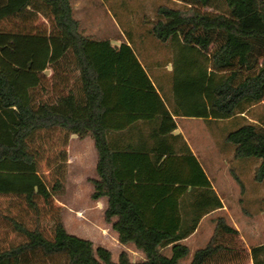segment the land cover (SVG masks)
<instances>
[{
    "label": "trees",
    "instance_id": "trees-1",
    "mask_svg": "<svg viewBox=\"0 0 264 264\" xmlns=\"http://www.w3.org/2000/svg\"><path fill=\"white\" fill-rule=\"evenodd\" d=\"M180 1L184 7L160 5L149 28L156 38L175 47L174 113L209 123L245 116L252 105L264 102V0H225L227 12L205 10L214 0ZM40 16L48 18L49 26L39 22ZM132 65L137 78L133 90L148 84L173 129L172 114L133 47L84 34L71 0H0V193L23 194L39 210L37 198L49 201L63 184L58 179L51 187L41 172L40 148L46 143L36 147V134L60 129L81 138L91 136L98 173L91 179L92 198L107 197L105 217L117 231L119 243L134 244L144 253L143 259L133 260L125 249L115 261L109 248L69 233L62 220L56 221L49 237L40 227L30 229L10 217L28 240L0 251V264H30L34 260L30 255L38 252L46 257L65 256L66 264H178L190 254V247L181 240L194 231L201 214L185 228L179 214L164 212L163 200L136 197L134 179L140 178L122 171L107 137L114 81L128 78ZM226 141L234 146L236 158L261 159L254 179L264 181V125L243 123L228 132ZM162 157L156 162L160 170H166L167 160ZM232 173L244 189L242 179ZM222 205L215 195L211 207ZM219 227L237 232L224 218ZM168 245L171 255L164 252ZM224 248L214 243L213 236L193 252L190 264H203ZM251 253L253 264H264V244L254 245Z\"/></svg>",
    "mask_w": 264,
    "mask_h": 264
},
{
    "label": "crops",
    "instance_id": "crops-1",
    "mask_svg": "<svg viewBox=\"0 0 264 264\" xmlns=\"http://www.w3.org/2000/svg\"><path fill=\"white\" fill-rule=\"evenodd\" d=\"M71 3L75 17L81 22V31L96 39L84 32L83 23L86 21L84 17L88 14L90 7L84 0H71ZM129 32L130 36L120 32L119 36H101L96 40L110 39L115 46L127 43L133 47L155 91L160 95L176 123L172 129V120L164 119L163 108L154 90L148 88V84L144 85L142 90H133L137 84L133 65L129 68L131 73L128 78L121 76L115 79L107 114L109 120L107 137L111 148L117 154L118 164L122 171L128 176L137 175L140 178V180H137L138 177L134 179L135 184H138L134 188V195L148 202L163 200L164 212L179 214L185 228L191 225L194 216L201 214L194 231L181 240L191 249L190 254L182 258L187 260V264H190L193 252L200 248L193 247L194 241L202 238V240H208V243L213 236L214 243L222 244L225 248L207 257L203 264L215 263L219 260V253L221 255L226 253L227 256L231 253L235 254L236 243L245 244L244 248L247 247L246 249L252 256V247L264 244V191L256 192V188H260L264 181L253 180L255 169L261 159L236 158L234 146L226 143L212 154L209 162L213 172L211 173L201 160L184 123L188 119L201 117H188L174 113V45L171 42L155 40L145 44L141 41L140 34H137L134 29H130ZM49 69L52 71L51 68L47 70ZM52 75L53 71L49 76ZM211 136H214L213 131H211ZM90 137L81 138L76 133H70L69 140L88 141L94 145V140L92 141ZM213 138L217 140L215 136ZM212 144L214 143L211 142L209 147L212 148ZM198 146L199 150L205 154L207 148L204 146L207 145L198 144ZM161 154L162 158L167 160L166 170H160L158 168L160 163L156 162ZM191 154L195 156L206 173L209 184L204 183V178ZM233 171L242 179L244 189L236 181ZM215 195L223 205L214 209L211 206L215 201ZM7 196L23 197L26 200L23 194L0 193V197ZM253 200L256 210L252 209ZM98 201L105 205L106 210L107 197H101ZM154 207L153 205L152 208ZM253 212L259 216V219L252 218ZM221 218L236 228L237 232L229 233L223 227H219ZM115 232L118 240V233ZM254 237H260L261 240L251 244ZM130 245L134 244L130 243L123 247L128 249ZM170 247L168 245L166 248L170 249ZM136 253L139 256L138 259L144 258L142 251L136 249ZM232 264H234L233 261Z\"/></svg>",
    "mask_w": 264,
    "mask_h": 264
},
{
    "label": "rangeland",
    "instance_id": "rangeland-1",
    "mask_svg": "<svg viewBox=\"0 0 264 264\" xmlns=\"http://www.w3.org/2000/svg\"><path fill=\"white\" fill-rule=\"evenodd\" d=\"M84 1L90 7L88 14L84 17L86 18L83 23L84 32L99 39L101 36H119L120 32L130 36L129 30L134 29L137 34H140L141 41L145 44L151 40L162 42L149 32L153 20L157 17V8L160 5L185 6V3L180 0ZM205 10L227 12L228 8L225 0H214L213 4ZM39 22H44L45 25L49 26L48 18L44 16L39 17ZM47 73L51 75L52 71L49 69ZM248 122L264 125V102L252 105L245 116L239 115L229 119L213 120L210 123L202 118L184 121L189 130L191 141L211 173L213 172L209 162L212 154L227 143L226 136L229 131ZM211 131L217 140L211 136ZM192 132L195 134H190ZM36 135L39 139L35 144L36 147L42 141L46 143L42 148L38 147L40 148L41 172L46 176L51 187L58 179L61 180L63 186L53 191L49 201L38 197L39 210L26 202L23 197H0V251L28 240L24 233L15 228L10 217L15 218L30 229L40 227L49 237L53 236L56 221L62 220L69 233L92 240L96 247L101 245L109 248L115 261L125 249L129 251L131 259L138 260L137 257L139 256H137L134 245H130L127 249L117 240L112 224L106 220L105 205L92 198L94 185L91 179L98 177L95 146L88 141H70V134L64 130L59 131V129L42 131ZM90 138L93 141L92 137ZM211 142L214 143L212 148L209 147ZM198 144L207 145L204 146L207 148L205 154L199 150L201 145L198 146ZM65 157L66 159H63ZM256 159L259 158L252 157V160ZM253 180L256 181L254 178ZM261 191H264V183L260 188H256V192ZM254 205L256 204L253 200L252 209L256 210ZM252 218L259 219V216L253 212ZM260 240V237H254L251 244ZM207 241L197 238L193 247H202L206 245ZM236 247L235 254L231 253L227 256L226 253L222 255L219 253V260L213 264H232V261L234 264H253L251 254L246 249L247 247L244 248L245 244L236 243ZM164 252L167 255L172 254L169 248H166ZM30 256L34 258V260L31 259L30 264H66L67 262L65 256L46 257L39 252ZM178 264H187V260L182 259Z\"/></svg>",
    "mask_w": 264,
    "mask_h": 264
}]
</instances>
